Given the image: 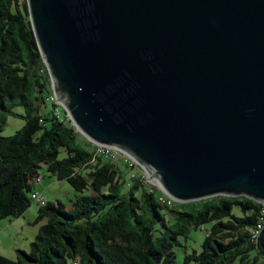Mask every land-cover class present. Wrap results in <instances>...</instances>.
Here are the masks:
<instances>
[{"label": "water", "instance_id": "95a60500", "mask_svg": "<svg viewBox=\"0 0 264 264\" xmlns=\"http://www.w3.org/2000/svg\"><path fill=\"white\" fill-rule=\"evenodd\" d=\"M75 131L176 202L264 204V0H25Z\"/></svg>", "mask_w": 264, "mask_h": 264}, {"label": "trees", "instance_id": "16d2710c", "mask_svg": "<svg viewBox=\"0 0 264 264\" xmlns=\"http://www.w3.org/2000/svg\"><path fill=\"white\" fill-rule=\"evenodd\" d=\"M51 92L26 1L0 0V129L7 115L25 120L12 135H0V219L28 208L40 167L77 191L87 190L68 208L48 201L41 206L36 221L45 223L28 251L17 249L13 260L0 255V264H171L178 235L208 222L200 250L186 254L183 264H264V226L251 240L263 204L215 196L188 202L186 210L165 206L161 191L137 174L127 183L113 160L91 162L93 144L80 143L74 126L60 121L53 107L42 111ZM18 105L23 113L15 111Z\"/></svg>", "mask_w": 264, "mask_h": 264}, {"label": "rangeland", "instance_id": "374dc122", "mask_svg": "<svg viewBox=\"0 0 264 264\" xmlns=\"http://www.w3.org/2000/svg\"><path fill=\"white\" fill-rule=\"evenodd\" d=\"M52 91V90H51ZM51 95L53 96L52 92ZM46 105L42 108V111L48 113L52 112L53 104L50 99V94H47ZM60 106V105H59ZM62 108V106H60ZM63 109V108H62ZM15 111L18 113H23L22 105H18L15 107ZM67 114V113H65ZM64 114V115H65ZM68 115V114H67ZM69 117V116H68ZM25 120L22 117L17 115H7L5 123L0 129V135L2 136H9L12 135L16 130L21 128L24 124ZM71 125L73 123L68 121ZM77 132V140L82 143L86 137L79 131ZM87 140V139H86ZM90 142V141H89ZM92 143V142H90ZM94 145V143H92ZM116 165L121 168V176L127 183L131 182V177L137 173L138 168H132L130 166H126V162H124L123 158L120 155H115L112 159ZM40 173L41 179L38 182L33 184V190L40 193L42 196L46 198V202H61L66 207H70L72 201H74L79 195L82 193H87V190L83 192L75 190L65 179L58 180L56 179L50 172L47 171L46 168L40 167L38 169ZM136 177V176H135ZM143 181L147 187L150 188H159L160 186L156 183L152 184L146 180L145 174L143 175ZM148 179V178H147ZM156 181V180H154ZM162 192V191H161ZM163 193V192H162ZM201 201V200H198ZM195 202V201H192ZM183 203L185 206L181 205ZM174 207L173 210H180L183 208L184 210L188 209L189 203L188 202H176L174 200ZM201 202L197 206H201ZM43 206L36 201L31 200L30 205L28 208L21 214L20 216L13 217V216H6L0 219V253L1 255H11L13 249L18 248L21 250L28 251L30 243L38 230V228L45 223V220L36 221L39 208ZM163 211L166 213L167 218H169V223L172 220V215L166 212L165 208ZM233 212L238 213L239 208L238 206H233ZM11 222V223H10ZM159 225V224H158ZM156 225V228L158 227ZM211 222L205 223L201 227L197 228H189L185 234L178 235L177 240L178 244L173 245V251L175 254V259L171 264H183L186 254L192 252L193 250L199 251L201 248V243L205 238L206 230L210 227ZM8 227V228H7ZM17 233V234H16ZM25 237V238H24ZM28 237V241L26 240ZM24 248V249H23ZM16 258V252L13 256V259Z\"/></svg>", "mask_w": 264, "mask_h": 264}, {"label": "built area", "instance_id": "2783aa9c", "mask_svg": "<svg viewBox=\"0 0 264 264\" xmlns=\"http://www.w3.org/2000/svg\"><path fill=\"white\" fill-rule=\"evenodd\" d=\"M53 94V93H52ZM50 99L53 101V113L54 115L62 122H68L69 121V117L67 114H65L64 116L61 114V109L60 108V103L57 100L56 96L53 94V96L51 95ZM60 105V106H59ZM93 158L91 160V162H93L97 157H103L104 159L107 160H112L115 155H120L124 160V162H126V164L132 168H138L137 170V175L140 176V179L143 181V175L145 174L146 176V180L149 183L152 184H156L157 182H152L151 180H149V172L142 166L140 165L131 155H129L127 152L117 148V147H113V146H108V145H104V144H94L93 145ZM148 178V179H147ZM41 176H38L36 179L33 180V184L35 182L40 181ZM158 184V183H157ZM159 185V184H158ZM160 188V187H159ZM160 191H162L160 189ZM163 192V191H162ZM159 195V200L162 204H164L165 206H172L174 204V199L169 197L167 194H165L164 192ZM30 197L33 201H36L37 203L41 204V205H45L46 204V198L44 196H42L40 193H38L37 191L33 190L30 193ZM264 226V204L261 206L260 210H259V216L257 219V223L255 225V228L253 229L252 233H251V240H255L259 231L263 228ZM71 264H80V262L78 260L72 262Z\"/></svg>", "mask_w": 264, "mask_h": 264}, {"label": "crops", "instance_id": "0c3cea01", "mask_svg": "<svg viewBox=\"0 0 264 264\" xmlns=\"http://www.w3.org/2000/svg\"><path fill=\"white\" fill-rule=\"evenodd\" d=\"M68 208V207H67ZM11 223V222H10ZM8 228V227H7ZM38 231V230H37ZM37 231H36V233H37ZM35 233V234H36ZM17 234V233H16ZM35 234H34V236H35ZM34 236L33 237H31V238H34ZM25 238V237H24ZM26 240L28 241V237H26ZM29 244L30 243H28V246H29ZM18 248H15V249H13V252H12V254L11 255H5V257H7V258H9V259H12L13 260V256L15 255V252H16V250H17ZM24 249V248H23ZM2 253H0V255H1ZM2 256H4V255H2Z\"/></svg>", "mask_w": 264, "mask_h": 264}, {"label": "bare ground", "instance_id": "6f19581e", "mask_svg": "<svg viewBox=\"0 0 264 264\" xmlns=\"http://www.w3.org/2000/svg\"><path fill=\"white\" fill-rule=\"evenodd\" d=\"M149 180H151L152 182H157L158 184H159V182L157 181V179H155V178H151L150 176H149ZM154 180H156V181H154ZM160 185V184H159Z\"/></svg>", "mask_w": 264, "mask_h": 264}]
</instances>
